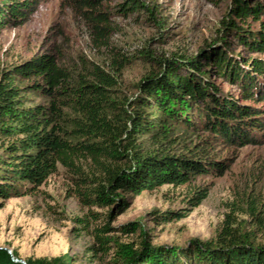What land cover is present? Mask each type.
I'll use <instances>...</instances> for the list:
<instances>
[{
  "label": "trees",
  "instance_id": "trees-1",
  "mask_svg": "<svg viewBox=\"0 0 264 264\" xmlns=\"http://www.w3.org/2000/svg\"><path fill=\"white\" fill-rule=\"evenodd\" d=\"M106 1L72 0L93 42L109 49ZM35 3L0 0V31L28 21ZM119 7L132 14L142 5L124 0ZM230 15L234 20L223 22L226 30L249 52L264 56V0L253 5L235 0ZM111 57L107 66L89 62L71 69L53 48L0 70V146L7 154L0 157L5 166L0 168V198L31 194L60 167L71 175L83 205L110 207L118 203V192L140 196L199 177L223 176L227 160L215 156L216 148L255 144L251 133L264 132V89L256 80L264 87V61L259 58L238 63L220 48L199 56L221 78L240 82L246 105L220 94L199 75L197 61L181 56L158 60L157 68L135 84L137 93L121 97L119 77L126 59L117 53ZM29 96L43 102L32 103ZM207 196L206 188L197 189L188 204L198 207ZM236 213L264 234V216L252 202L245 210L233 205L212 240L192 242L179 252L141 244L128 264H264V245L244 232L246 220ZM14 259L16 254L0 250V264H65L66 257Z\"/></svg>",
  "mask_w": 264,
  "mask_h": 264
},
{
  "label": "rangeland",
  "instance_id": "rangeland-1",
  "mask_svg": "<svg viewBox=\"0 0 264 264\" xmlns=\"http://www.w3.org/2000/svg\"><path fill=\"white\" fill-rule=\"evenodd\" d=\"M139 1L142 8L132 14L120 11L124 0L104 2L112 29L106 49L93 42L72 0H36L28 21L0 31V70L53 48L71 69L89 62L107 66L111 54L117 53L126 59L119 95L129 97L137 93L135 84L157 68L158 60L181 56L197 61L199 75L220 94L249 104L242 99L240 82L221 78L212 64L199 57L220 48L238 63L250 57L264 61V56L249 52L223 25L234 20L230 9L235 0ZM243 1L253 5L262 0ZM256 80L264 89L262 80ZM29 97L32 103L43 102ZM251 134L255 144L216 148L215 156L227 160L223 176L199 177L188 185H167L140 196L118 192V203L110 207L83 205L75 195L71 175L59 167L31 194L0 198V250L16 254L21 262L65 256V264H128L131 252L141 244L179 252L192 242L212 240L233 205L245 210L247 202H252L264 216V132ZM6 156L0 146V157ZM205 188L207 198L198 207L189 205L192 193ZM236 215L246 220L244 232L264 245V234L254 228L252 220ZM105 226L107 230L101 232Z\"/></svg>",
  "mask_w": 264,
  "mask_h": 264
},
{
  "label": "water",
  "instance_id": "water-1",
  "mask_svg": "<svg viewBox=\"0 0 264 264\" xmlns=\"http://www.w3.org/2000/svg\"><path fill=\"white\" fill-rule=\"evenodd\" d=\"M14 261L17 262V261H19V260L14 259ZM20 262H21V261H20Z\"/></svg>",
  "mask_w": 264,
  "mask_h": 264
}]
</instances>
